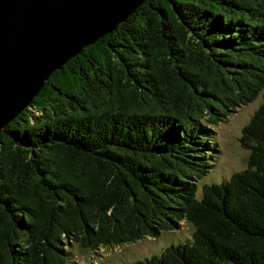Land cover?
<instances>
[{"label":"trees","instance_id":"obj_1","mask_svg":"<svg viewBox=\"0 0 264 264\" xmlns=\"http://www.w3.org/2000/svg\"><path fill=\"white\" fill-rule=\"evenodd\" d=\"M262 102L248 165L202 183L213 128ZM133 264H264V0H145L0 131V264H71L178 229Z\"/></svg>","mask_w":264,"mask_h":264},{"label":"water","instance_id":"obj_2","mask_svg":"<svg viewBox=\"0 0 264 264\" xmlns=\"http://www.w3.org/2000/svg\"><path fill=\"white\" fill-rule=\"evenodd\" d=\"M145 0H0V131L50 76Z\"/></svg>","mask_w":264,"mask_h":264},{"label":"rangeland","instance_id":"obj_3","mask_svg":"<svg viewBox=\"0 0 264 264\" xmlns=\"http://www.w3.org/2000/svg\"><path fill=\"white\" fill-rule=\"evenodd\" d=\"M261 102L260 95L254 101L238 107L228 119L213 128L212 137L219 153L213 169L203 178L202 183H221L233 173L247 167L250 152L242 146L240 138L244 126L250 121ZM193 231L194 227L190 223L182 221L178 229L161 233L156 238L145 237L120 246L103 247L91 253L74 246L76 254L71 264H133L136 260L159 254L171 244L184 243L186 238H191Z\"/></svg>","mask_w":264,"mask_h":264}]
</instances>
